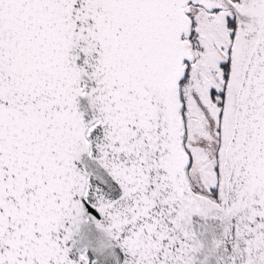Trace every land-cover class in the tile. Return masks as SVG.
<instances>
[{
    "label": "snow or ice",
    "instance_id": "6c2138e0",
    "mask_svg": "<svg viewBox=\"0 0 264 264\" xmlns=\"http://www.w3.org/2000/svg\"><path fill=\"white\" fill-rule=\"evenodd\" d=\"M0 264H264V0H0Z\"/></svg>",
    "mask_w": 264,
    "mask_h": 264
}]
</instances>
